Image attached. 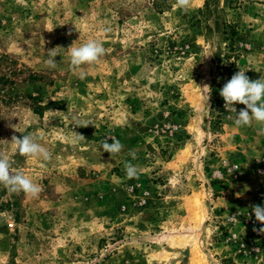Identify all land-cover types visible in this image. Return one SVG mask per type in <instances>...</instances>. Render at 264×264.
I'll list each match as a JSON object with an SVG mask.
<instances>
[{"label": "rangeland", "instance_id": "1", "mask_svg": "<svg viewBox=\"0 0 264 264\" xmlns=\"http://www.w3.org/2000/svg\"><path fill=\"white\" fill-rule=\"evenodd\" d=\"M175 4L0 0V154L43 187L0 185V264H264L249 216L264 205V135L235 127L219 94L240 69L264 76V0ZM89 39L106 54L80 79L67 48ZM73 129L85 140L65 139ZM29 133L50 161L19 155L11 138ZM109 137L124 145L113 158Z\"/></svg>", "mask_w": 264, "mask_h": 264}, {"label": "clouds", "instance_id": "2", "mask_svg": "<svg viewBox=\"0 0 264 264\" xmlns=\"http://www.w3.org/2000/svg\"><path fill=\"white\" fill-rule=\"evenodd\" d=\"M17 3L26 5V0H17ZM194 0H176L175 6L189 11L193 7ZM105 32L108 29H104ZM27 44V41H25ZM61 48L57 46L53 49H48L47 59L44 61V65L47 68L55 69L57 62L54 59L59 55L57 49ZM69 63L71 70L74 74H78L80 79L86 78V71L83 70V66H91L100 61V59L106 54V49L103 43L98 39H89L85 43L79 46H69ZM246 71L239 70L236 72L220 89L219 94L224 100V107L230 114V119L237 128L251 127L255 123L258 125V134L264 135V76L259 79L251 80L246 74ZM203 89H210L208 85H205ZM210 94L206 96L209 100ZM242 104L245 107L241 108L239 112L235 107L236 104ZM209 107V105H208ZM210 109V107H209ZM75 127H87L92 125L90 121H80L74 118ZM74 127V128H75ZM72 143H78L85 140V137L78 134L74 129L71 137H65ZM111 140V143H109ZM11 143L15 145L20 156L23 157H35L47 162L52 158V153L37 142V137L31 133L17 137L13 135ZM100 147L102 152L110 154L113 158L119 155L124 145L116 138L109 137L101 141ZM129 155L133 159L136 158V153L130 151ZM124 171L128 179H138L139 169L136 165L126 161L124 163ZM0 185H3L11 193L23 192L26 197L38 198L43 191V187L34 182L31 178L26 176L22 171L13 170L12 163L9 158L3 154H0ZM254 214L255 220L261 225H264V205L254 204L251 205V213ZM240 215L238 212L236 216ZM233 216V217H236ZM254 231L264 234V227L259 229L254 228Z\"/></svg>", "mask_w": 264, "mask_h": 264}, {"label": "crops", "instance_id": "3", "mask_svg": "<svg viewBox=\"0 0 264 264\" xmlns=\"http://www.w3.org/2000/svg\"><path fill=\"white\" fill-rule=\"evenodd\" d=\"M225 249L222 250V252H224ZM226 253V252H225Z\"/></svg>", "mask_w": 264, "mask_h": 264}, {"label": "built area", "instance_id": "4", "mask_svg": "<svg viewBox=\"0 0 264 264\" xmlns=\"http://www.w3.org/2000/svg\"><path fill=\"white\" fill-rule=\"evenodd\" d=\"M234 168H236V166H234ZM262 199H264V198H262Z\"/></svg>", "mask_w": 264, "mask_h": 264}]
</instances>
